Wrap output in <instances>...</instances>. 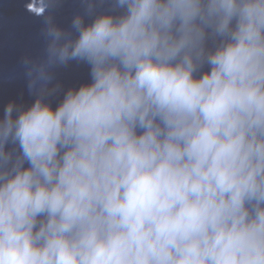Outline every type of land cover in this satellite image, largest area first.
I'll return each instance as SVG.
<instances>
[{
	"label": "clouds",
	"instance_id": "9594fccd",
	"mask_svg": "<svg viewBox=\"0 0 264 264\" xmlns=\"http://www.w3.org/2000/svg\"><path fill=\"white\" fill-rule=\"evenodd\" d=\"M63 3L23 5L0 264H264V0H80L66 27Z\"/></svg>",
	"mask_w": 264,
	"mask_h": 264
},
{
	"label": "water",
	"instance_id": "95a60500",
	"mask_svg": "<svg viewBox=\"0 0 264 264\" xmlns=\"http://www.w3.org/2000/svg\"><path fill=\"white\" fill-rule=\"evenodd\" d=\"M25 2L0 0V111L10 100L30 104L33 99L28 95L21 76L19 59L26 53L35 55L40 51V22L25 11ZM79 10L80 0H64L57 11V22L66 27L72 15ZM57 77L65 87H69L87 79V68L70 65L59 70Z\"/></svg>",
	"mask_w": 264,
	"mask_h": 264
}]
</instances>
